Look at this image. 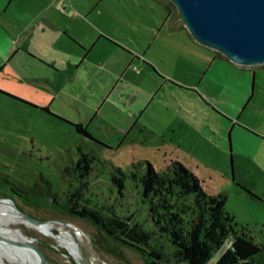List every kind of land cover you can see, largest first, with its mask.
Instances as JSON below:
<instances>
[{
    "label": "rangeland",
    "instance_id": "1",
    "mask_svg": "<svg viewBox=\"0 0 264 264\" xmlns=\"http://www.w3.org/2000/svg\"><path fill=\"white\" fill-rule=\"evenodd\" d=\"M62 3L50 1L64 8L60 18L68 37L82 48L80 59L85 57L80 66L55 73L40 63L38 54H18L9 64L0 58V200L36 221L74 224L84 233L80 243L86 264H145L138 252L111 241L52 199L63 203L70 186L76 190L84 182L83 199L90 206L112 207L131 224L149 229L140 185L130 175L139 177L144 161L168 173L166 162L174 157L164 153L172 152L179 160L196 162L214 180L216 192L226 195L225 210L234 217L236 230L245 227L255 243L264 244V141H257L264 136V64L238 65L198 44L169 0ZM214 54L248 74L247 104L205 95L215 110L206 113L199 95L185 88H197L212 76L218 62ZM170 82L180 86L172 88ZM112 99L119 103L117 109ZM185 103L191 104L188 109ZM210 118L225 128L219 130ZM72 123L81 124L91 138L78 134ZM215 132L227 141L232 133L245 136L237 151L221 152L207 136ZM83 153L94 157L84 180L77 169ZM116 168L126 175L121 196L111 181L119 176ZM13 219L0 210V231L9 224L21 230L48 264H84L53 239ZM229 243L207 264H214Z\"/></svg>",
    "mask_w": 264,
    "mask_h": 264
},
{
    "label": "trees",
    "instance_id": "2",
    "mask_svg": "<svg viewBox=\"0 0 264 264\" xmlns=\"http://www.w3.org/2000/svg\"><path fill=\"white\" fill-rule=\"evenodd\" d=\"M72 126L78 134L91 138L81 124ZM87 154H81L77 163L82 180L92 171L90 165L94 157ZM166 163L168 173H159L152 163L144 161L143 173L139 177L130 175L140 185L149 229L131 224L129 218L120 217L112 207L90 206L83 199V190L87 188L84 182L76 190L70 186L63 203L55 199L52 203L88 220L116 244L135 250L145 264H207L228 240L229 245L214 264H264V244L255 243L245 233V227L236 230L234 217L225 210L227 197L216 192L214 180L177 159L170 158ZM115 170L119 176H112L111 181L121 196L126 175L119 168Z\"/></svg>",
    "mask_w": 264,
    "mask_h": 264
},
{
    "label": "crops",
    "instance_id": "3",
    "mask_svg": "<svg viewBox=\"0 0 264 264\" xmlns=\"http://www.w3.org/2000/svg\"><path fill=\"white\" fill-rule=\"evenodd\" d=\"M50 1L52 0H0V58L6 60V64L11 63L18 54H38V56H40L43 60V63H40L46 65L45 67H47V70H54L55 73H59L65 69H75L83 63L85 57L83 56L80 59V53H78L82 48L68 37L69 33L63 25L62 18H60V13L61 11H64V8H59L58 5L53 7L50 4ZM55 1L62 3L63 0ZM47 26L54 28L62 34L58 32H51ZM68 44L72 45V47H69ZM80 44L84 46L82 43ZM62 54L73 55L64 56ZM214 57L218 62H216L217 67H215L212 76L209 75L207 78L203 79L204 81H202L201 86L197 88H185L189 91H193L194 93L196 92L199 95L197 98L201 104L200 108H203L206 113L208 112V109H210L213 113L215 110L210 108V104L203 99V96L205 95H212L217 97V100L222 101L227 100V98H231L230 100H233L236 104H247L250 98V85L249 83H246V77H248V74H241L239 71L232 68L230 63L225 61L226 59H219L215 56V54ZM214 62L215 60L211 63V65ZM221 74H224L227 79H221L219 77ZM235 75L237 76V79L232 78L235 77ZM162 85L160 84V87ZM170 85H172V88L173 86H180L179 83L175 82H170ZM0 90L4 91L2 88H0ZM124 90L127 94L130 91V89L127 88ZM2 95L8 96L3 93ZM112 102V108L117 109L119 103L113 99ZM190 105L191 104L189 103H185V106H182L185 109H188ZM216 109L220 110L219 108ZM210 119L219 130H223L225 128V124L223 122H220L218 119H216V121L213 118ZM233 126L234 123H232L230 129H233ZM214 135L215 136L213 137L210 133L207 134L208 138L211 137L217 142V148L221 152L226 149L229 153L231 151L238 150V143L244 140L241 136H245L241 133H236L235 135L232 133L229 143L227 138H224L222 132H215ZM257 141H264V136L261 139L258 138ZM164 154L172 155L174 159H177L185 166L195 168L200 174L210 177L205 175L201 168H199L198 164L191 161L190 158V160H187L183 157L182 160H179V157L172 152H166Z\"/></svg>",
    "mask_w": 264,
    "mask_h": 264
},
{
    "label": "water",
    "instance_id": "4",
    "mask_svg": "<svg viewBox=\"0 0 264 264\" xmlns=\"http://www.w3.org/2000/svg\"><path fill=\"white\" fill-rule=\"evenodd\" d=\"M169 1L198 44L238 65L264 64V0ZM24 217L32 223L42 222ZM31 250L43 264L33 246Z\"/></svg>",
    "mask_w": 264,
    "mask_h": 264
},
{
    "label": "bare ground",
    "instance_id": "5",
    "mask_svg": "<svg viewBox=\"0 0 264 264\" xmlns=\"http://www.w3.org/2000/svg\"><path fill=\"white\" fill-rule=\"evenodd\" d=\"M0 210L18 220V223H23L29 229L53 239L57 246L66 249L69 255L73 256L78 262L86 264L80 243L84 237V233L74 224L56 222L32 223L23 215L17 213L9 202H0ZM1 229H4V231H0V248L3 251V258L0 264H40L38 256L31 250V244L34 242L33 239L10 224L4 225V228ZM55 229L63 232L61 234L55 233ZM42 261L43 264H48L43 259Z\"/></svg>",
    "mask_w": 264,
    "mask_h": 264
}]
</instances>
